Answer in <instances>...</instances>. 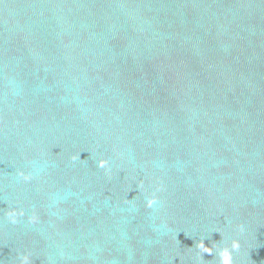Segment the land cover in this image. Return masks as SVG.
Here are the masks:
<instances>
[{
	"label": "water",
	"instance_id": "obj_1",
	"mask_svg": "<svg viewBox=\"0 0 264 264\" xmlns=\"http://www.w3.org/2000/svg\"><path fill=\"white\" fill-rule=\"evenodd\" d=\"M232 240L264 264V0H0V264Z\"/></svg>",
	"mask_w": 264,
	"mask_h": 264
},
{
	"label": "clouds",
	"instance_id": "obj_2",
	"mask_svg": "<svg viewBox=\"0 0 264 264\" xmlns=\"http://www.w3.org/2000/svg\"><path fill=\"white\" fill-rule=\"evenodd\" d=\"M76 159H79V156L73 158L72 161L75 162ZM98 167L101 169L108 170L109 169V161L105 160V159L99 160ZM17 177L22 181L28 182V181H31L33 179V173L29 172V173L25 174V172L21 171L17 174ZM137 187H138V189H142L143 188V182L141 181L137 185ZM160 190H161L160 188L156 189V191H160ZM125 202L131 203L132 200L127 199ZM158 204H160V201H159L158 197L155 195V193H153L150 197H148L146 199V207L148 209H153ZM24 215H25V213L23 210H16L13 208V209L7 211L6 218L10 223L16 224L18 222L17 218L23 217ZM240 231H243V226H240ZM198 247L203 249V251L201 253V259H203V254H205V253H207L209 255H213V250L210 247H206L205 244L203 243V240L200 241ZM239 247H240L239 241L238 240H232L230 247L224 246V247L217 248L216 249V256H218L219 264H233L232 252L237 251L239 249ZM21 264H30V260H29L28 255H24L21 257Z\"/></svg>",
	"mask_w": 264,
	"mask_h": 264
}]
</instances>
